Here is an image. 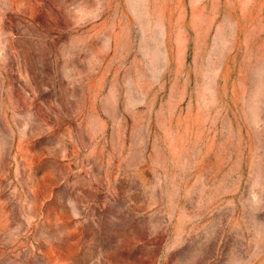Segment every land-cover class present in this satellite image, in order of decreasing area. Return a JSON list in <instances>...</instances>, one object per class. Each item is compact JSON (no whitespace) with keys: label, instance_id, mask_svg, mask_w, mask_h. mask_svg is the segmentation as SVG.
<instances>
[{"label":"rangeland","instance_id":"obj_1","mask_svg":"<svg viewBox=\"0 0 264 264\" xmlns=\"http://www.w3.org/2000/svg\"><path fill=\"white\" fill-rule=\"evenodd\" d=\"M0 264H264V0H0Z\"/></svg>","mask_w":264,"mask_h":264}]
</instances>
